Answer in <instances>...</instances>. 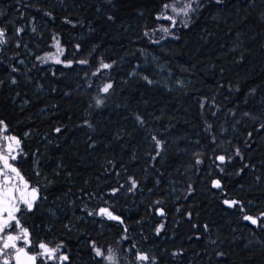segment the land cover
<instances>
[{
	"label": "trees",
	"instance_id": "trees-1",
	"mask_svg": "<svg viewBox=\"0 0 264 264\" xmlns=\"http://www.w3.org/2000/svg\"><path fill=\"white\" fill-rule=\"evenodd\" d=\"M134 1L0 0L5 54L24 59L17 30L29 34L35 19L66 43L67 60L111 65L88 89L76 65H32L14 77L0 63V128L21 141L16 168L39 194L18 217L34 244L62 249L67 260L55 256L58 264H102L92 261L89 243L103 239L98 226L108 213L132 226L133 240L119 242L125 239L137 264H264V0H205L173 46L156 51L138 42L140 33L175 0ZM144 51L155 61L146 57L151 66L131 77ZM158 63L170 84L154 83ZM212 99L214 120L201 107ZM216 122L235 135L232 161L197 164L176 200L171 193L183 184L167 163L171 141L190 152ZM34 126L44 127L41 135ZM155 160L148 185L134 195L128 175ZM96 191L110 204L106 214L88 202Z\"/></svg>",
	"mask_w": 264,
	"mask_h": 264
},
{
	"label": "rangeland",
	"instance_id": "rangeland-1",
	"mask_svg": "<svg viewBox=\"0 0 264 264\" xmlns=\"http://www.w3.org/2000/svg\"><path fill=\"white\" fill-rule=\"evenodd\" d=\"M205 0H191L192 7L196 8L201 5ZM136 1H129V6H132L135 4ZM189 3V0H175L172 2L165 10H163L161 15H157L154 19V22L151 24V27L148 29L145 28L140 33V39L138 42L142 46H153L154 51L159 48H167L172 47L177 39V35L180 29L185 28L186 23L189 21L188 16H184L183 14L177 15L175 12L172 11L171 6H175L177 9L179 7L186 5ZM190 13V12H189ZM17 17H20V19H23V15L16 14ZM15 15V16H16ZM168 17H172L173 19H168ZM262 22V21H260ZM185 23V24H184ZM263 23V22H262ZM30 31L29 34H26L23 36L21 34V31L23 28H18V34H17V40H16V47L20 46V42H22L23 48L22 51L24 52V59H17L14 54H5V50L8 49V46L5 44L0 43V63L4 65L9 70H13L12 74L21 75L22 73L28 74L30 72V68L32 65L33 68L36 70H45L47 67H55V66H62L64 68H69L73 65H76L78 67V70L82 72L81 75V86L88 87V89L91 87L93 80L97 78L101 73L103 72V65L94 66L91 64L81 63L80 61L72 62L71 60H67L66 56L68 55V46L66 43H64L61 40V37L55 33H49L48 31H45L44 28L35 20L32 19L30 22ZM164 29H167V31H164ZM72 32V30H69ZM72 37V36H71ZM74 38V37H73ZM4 39V36H3ZM45 39H49L50 42L47 44L45 43ZM75 39V38H74ZM147 44V45H143ZM150 44V45H149ZM145 52V51H144ZM143 54L142 63L140 65L135 66V70L133 73H131V77L136 75V72L139 68H144L146 66H151L150 63L146 62V57L151 58L155 61V58L151 55H148L147 52ZM59 61V62H57ZM31 64V65H30ZM85 64V65H83ZM18 66L16 70H14L15 66ZM20 66V68H19ZM153 67V66H152ZM153 72L150 73L154 77V83H157L159 85H165L167 82H170V78L168 76L165 77L163 69L161 65H159L155 69L153 67ZM13 75L14 77L16 75ZM14 79V78H13ZM147 80V79H146ZM14 81V80H13ZM149 81V79H148ZM167 81V82H166ZM13 83V82H12ZM170 84V83H169ZM86 89V90H88ZM85 88L83 90H79L80 92H84ZM85 90V91H86ZM103 92V91H102ZM201 107L204 109V113L207 114V110L211 114V118L214 120L215 113L219 111V107L215 104V101L212 99L207 108L205 107V104L203 103ZM252 118L249 117V120ZM217 125V130L213 131V125H209L210 128L206 129L208 136L205 135L203 137L202 142L201 140L199 142L195 143V146L191 148V151H187L186 149L180 150L175 145L178 141H171L170 146L167 150V163L169 166H175L176 168V174L179 179V185L182 187H176L173 192L171 193L172 197H174L176 200L180 199V197L184 196V189H187L189 186H191V180L190 177L196 175V166L197 164L201 167H209L211 166V163L213 162V159L216 157V160L218 157L223 156L225 159L223 163H229V161H232V157H234L233 153L231 151H234L236 147H233V142L235 138L229 137V132L224 129H220V124L215 123ZM32 124H29L27 127V131L32 130ZM63 127V125H60ZM40 127V126H39ZM44 127L41 128H33L36 134L41 135L40 131L43 130ZM57 126L54 127L53 130H56ZM234 129V128H232ZM58 134L59 132H55ZM215 134L216 136H213ZM29 133L27 132L25 136L28 137ZM219 137H218V136ZM13 136L8 135L6 131L3 128H0V155H4L8 159V163L15 168L14 161L16 157L19 154L20 151V140L19 145L15 143V141H11L10 139ZM9 147L11 148V152H9ZM173 152V153H172ZM12 157H15V159H12ZM154 159V157H153ZM197 161H200L197 163ZM219 162H222L218 159ZM156 160L153 163H149V165H145L141 167L140 169H137L136 171H132L128 175V182L131 186V189H133L134 195H136L139 192L143 191V188L148 185L149 178L153 176L154 173V164ZM211 162V163H210ZM138 163V162H136ZM140 163V162H139ZM131 167V165H130ZM138 167V166H137ZM235 167V164H234ZM216 170H220L219 166H214ZM0 170H3L10 176V180L8 183V187L5 189L2 187L3 183V175H0V200H3L8 203V208H5L3 206L0 207V221L6 220L8 218V211H12L13 215L16 217L17 213L24 209L23 207L27 208L24 203L21 202L20 198L23 196L24 198H27L30 200L29 192L32 189L30 184L27 182V180L20 174L18 169L16 171L19 173L17 176L16 173L11 172L10 169H5L3 161L0 160ZM220 172V171H219ZM183 176V179H182ZM22 178V179H21ZM178 179L175 180V185L178 184ZM132 180L136 181V187L132 188ZM27 185V187H25ZM107 185V184H106ZM104 185V187L106 186ZM117 185V184H116ZM178 188V189H177ZM8 191L12 194L14 199H10L5 195V192ZM174 199V200H175ZM88 202L91 203L92 208H95V211H97V214H100L101 209L108 210V206L110 205L109 202L105 199V196H99L98 192L95 193L92 192L91 199H88ZM174 201L172 200V203ZM141 205V204H140ZM19 209V211H16L15 209ZM6 209V210H5ZM138 209V206H136V210ZM177 209V208H176ZM94 214V210H93ZM157 216L155 221L159 222V219L161 218V213L157 211ZM105 216V220H103L102 224L108 225V228L103 227V225L98 226V233L99 235H103V239H101L98 242H90L89 246L92 248V255L91 259L92 261L101 259L102 264H113V262H110L106 257H108L110 254L115 258L114 264H123L125 260L128 261L129 264H137L136 258L133 256L135 253H132L127 247L125 239L123 242H119L121 238H126L129 236V240L132 241L134 236L131 234L130 230L132 229V226L125 227L120 222V220H112L107 215ZM250 215L243 216V220L246 221L250 226H253L254 224L251 223V221L246 220L245 217ZM94 217V216H93ZM253 218V217H252ZM254 219V218H253ZM96 220V219H95ZM9 224L11 227H7L4 229L3 232H0V264H4V260L7 259L9 261V264H15L14 263V255L16 254V250L18 248L23 247L24 250L28 251V247H33V245L28 244L25 245L23 237L20 240L16 241H9L8 243L11 245L15 243L16 248L8 247L5 249L3 247L5 238L8 235L16 236L20 233L21 225H16L15 220L9 221ZM23 228V227H22ZM120 229H124L125 232H121ZM139 238V236H138ZM113 241V242H112ZM95 248H99L103 255L98 256L96 254ZM50 249H56L59 247H53L47 245ZM42 250L37 247V251L33 254L36 256L37 260H41V264H58L54 258L49 259L47 256H40L38 253H40ZM55 256H58L60 259L62 255V249L59 248V250L55 253ZM133 258L132 262H129ZM135 260V261H134ZM60 263V262H59Z\"/></svg>",
	"mask_w": 264,
	"mask_h": 264
},
{
	"label": "snow or ice",
	"instance_id": "snow-or-ice-1",
	"mask_svg": "<svg viewBox=\"0 0 264 264\" xmlns=\"http://www.w3.org/2000/svg\"><path fill=\"white\" fill-rule=\"evenodd\" d=\"M217 2H220V0H217ZM197 4H198V0H197ZM168 7H170V6L169 5H165V8H168ZM171 7H172V11L175 12L177 15L183 14L184 16H188L189 15V12L196 10V9H194L192 7L191 0H189V3H187L186 5L179 7V9H177L175 6H171ZM168 19L171 20L173 18L172 17H168ZM164 31H167V29H164ZM3 36H4V31L2 29H0V43H3L4 42ZM57 62H59V61H57ZM81 63H86V61H81ZM103 67L104 68H109V67H111V65L104 64ZM13 82H15V81H13ZM111 87H112L111 84H107L104 87L103 91L106 93L109 90V88H111ZM98 103H100V101H98ZM2 123L3 122L0 121V124H2ZM56 131L59 132L60 129L57 128ZM9 139H10V142L11 141H15V143L17 144V146L19 145V141L15 137H11ZM157 143L159 144L160 142L157 141ZM9 152H11V148L10 147H9ZM237 154H239V151H237ZM12 159H15V157H12ZM218 159L223 162L225 158L223 156H221V157H218ZM0 160L3 161V164H4V168L5 169H10L11 172L16 173L17 176L19 175V173L16 171V169L13 168L8 163L7 157H5L4 155H0ZM199 162L200 161H197V163H199ZM0 175H3V177H4L3 183H2V187L6 189L8 187V183H9V180L11 178L3 170H0ZM214 186L220 187L219 181H216ZM25 187H27V185H25ZM135 187H136V181L135 180H132V188H135ZM30 195H31V200H29L27 198H24L23 196H21V198H20L21 202L26 205V207H27L28 210H31V208L33 207V201H35V199L37 198V189L33 188L31 190ZM10 199H14V197H10ZM3 202H4L3 200H0V204H2ZM225 203L226 204H229V206H231L232 204H235L236 202L235 201L229 202V201L226 200ZM15 210L16 211H19L18 208L15 209ZM106 211H107L106 209H101L100 210L101 213H104ZM108 215L111 216V213H108ZM112 218L113 219H118L117 217H112ZM245 219L251 221V223H253V224H256L257 223V220L256 219H253L252 217L246 216ZM11 220H15L16 225H19V220L16 219V217L13 215L12 211H8V218L6 220L0 221V232H3L4 229L7 228V227H11V225L9 224V221H11ZM22 237L24 239L25 245L30 244V241L28 240V230L21 227V230H20V233L19 234H17L16 236L8 235L5 238V242H4L3 247L5 249H7L10 246L13 247V248H16L15 243H13V244L10 245L8 242L9 241L20 240ZM38 247L42 250L40 253H38V255H40V256H47L49 259L55 258V253L59 250V248L50 249V248L47 247V245H45L43 243H40L38 245ZM94 250L96 251V254L98 256L103 255V253L101 252V250L99 248H95V246H94ZM21 253H23L25 256H27V259L29 261L34 262L36 260V256H28V254L25 252L24 248L21 247V248H18L16 250L15 259H16L17 264H20V254ZM139 258L140 259H147V257H144V256H141ZM60 259L61 260H67V256H61ZM106 259H108L110 262H113V264H114L115 258L111 254L108 257H106ZM4 264H9V261L7 259H5L4 260Z\"/></svg>",
	"mask_w": 264,
	"mask_h": 264
},
{
	"label": "flooded vegetation",
	"instance_id": "flooded-vegetation-1",
	"mask_svg": "<svg viewBox=\"0 0 264 264\" xmlns=\"http://www.w3.org/2000/svg\"><path fill=\"white\" fill-rule=\"evenodd\" d=\"M15 162H16V159H15V161H14V166H15V169H17L16 168V165H15ZM10 183V182H9ZM1 184V183H0ZM32 189H33V187H31ZM31 189V190H32ZM31 190H30V192H29V195H30V193H31ZM5 195L8 197V198H10V197H13L12 196V194L10 193V192H8V191H6L5 192ZM38 199H39V194H38V192H37V198L35 199V201H33V207L35 206V204H36V202L38 201ZM30 200H31V195H30ZM1 206H3V207H5V208H8V203L7 202H3L2 204H0V207ZM32 207V208H33ZM24 209H22V210H20L19 212H24L25 210H28L27 208H25V207H23ZM31 208V209H32ZM18 212V213H19ZM18 213H17V215H16V219L17 220H19V224L23 227V228H25V229H27L26 227H25V225L20 221V219H19V217H18ZM28 230V229H27ZM28 240L30 241V244L31 245H33V247L31 248V247H28V251H26L25 250V252L28 254V255H30V256H35V255H33L36 251H37V247H38V245L40 244V243H38V244H34V242L32 241V239H31V236H30V233H29V231H28ZM33 253V254H32ZM15 256H16V254L14 255V263L15 264H17L16 263V260H15ZM41 262H43V261H41V260H35L34 261V264H40Z\"/></svg>",
	"mask_w": 264,
	"mask_h": 264
},
{
	"label": "water",
	"instance_id": "water-1",
	"mask_svg": "<svg viewBox=\"0 0 264 264\" xmlns=\"http://www.w3.org/2000/svg\"><path fill=\"white\" fill-rule=\"evenodd\" d=\"M107 213V211L106 212H104L103 214H106ZM112 217H115V216H110V219H112V220H119V218L118 219H113ZM28 256H30V255H28ZM16 260V259H15ZM17 263V262H16ZM20 264H34V262H32V261H29L28 259H27V256H25L23 253H21L20 254Z\"/></svg>",
	"mask_w": 264,
	"mask_h": 264
}]
</instances>
